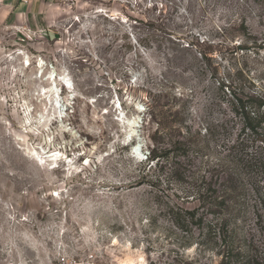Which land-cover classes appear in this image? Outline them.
<instances>
[{"label": "rangeland", "instance_id": "374dc122", "mask_svg": "<svg viewBox=\"0 0 264 264\" xmlns=\"http://www.w3.org/2000/svg\"><path fill=\"white\" fill-rule=\"evenodd\" d=\"M46 1L42 25H0V264H221L232 249L264 264V164L243 173L240 212L171 217L201 204L212 147L236 137L211 134L220 82L264 88V0ZM197 49L211 61L183 68ZM182 135L210 154L148 159Z\"/></svg>", "mask_w": 264, "mask_h": 264}, {"label": "trees", "instance_id": "16d2710c", "mask_svg": "<svg viewBox=\"0 0 264 264\" xmlns=\"http://www.w3.org/2000/svg\"><path fill=\"white\" fill-rule=\"evenodd\" d=\"M234 1L239 4L245 0H223L227 6ZM254 1L260 2L262 0ZM157 22L161 23L159 19H157ZM193 45V43H190L188 47L183 48L189 50L190 46ZM196 52L197 56L195 54L192 61H186V63L181 64L183 68L188 70L197 68L198 63H196V60H198V56H201L199 59L204 58L206 61H211V58H213L209 52L203 51L202 49H197ZM219 88H221L225 94L224 100L227 102L229 113H227L224 118L218 120V123L214 127V132L212 131L211 134L215 136L217 134L235 133L236 137L232 141H227V143L226 139H222V143L216 142L212 147L214 149L217 148L215 152L219 151L223 156L219 157L216 163L212 165L213 167H211L212 169L210 171L213 173L208 171L209 176L211 175L208 179H206V176H202V183L198 186L199 189L192 194L195 195L194 199L201 202V204L197 207L172 210V220L181 229L187 228L188 223L198 226L202 225L206 217L204 212L199 214L200 208L204 210L207 209L209 212L214 213L224 210L233 211L238 204L242 206L241 204L243 203L239 202V197L242 196L240 184L243 173L246 172L250 174L253 168L264 164V88L261 91L247 93L243 89L226 84L224 81L220 82ZM225 89H228L229 92H226ZM183 96L182 94V97ZM149 98L151 100L147 103V113L154 117L153 115H156L153 104L155 99L152 95H149ZM174 144V147H165V149L159 147L152 148L148 159L150 161L157 160L158 162L174 151H178V155L175 157H190L192 152H201L203 158L210 154L208 152L211 150L209 140L196 143L195 141L191 142V140H188L183 135L182 139L176 140ZM180 162L181 161H178L177 164L174 163L171 168L175 180H180L184 177V173L180 165H178ZM216 165L218 167H216ZM214 178L216 179L215 182H213ZM218 182L228 190H225L223 195L218 193ZM256 206L259 209H257L259 212L257 214L260 218V222L263 221L264 223V200L260 201V206ZM240 209L241 208L237 207L235 210L240 212ZM223 230L224 232L221 231V233L216 232L215 238L222 239L221 234L224 233L225 241L227 235L225 233V228H223ZM237 257H239V253L232 249L228 251V254L223 255L221 264H235V259H237ZM252 260H254V262H252ZM249 262H252V264H260L257 258L250 259Z\"/></svg>", "mask_w": 264, "mask_h": 264}, {"label": "crops", "instance_id": "0c3cea01", "mask_svg": "<svg viewBox=\"0 0 264 264\" xmlns=\"http://www.w3.org/2000/svg\"><path fill=\"white\" fill-rule=\"evenodd\" d=\"M49 3L46 0H0V25L31 29L47 20ZM45 14V15H44Z\"/></svg>", "mask_w": 264, "mask_h": 264}, {"label": "built area", "instance_id": "2783aa9c", "mask_svg": "<svg viewBox=\"0 0 264 264\" xmlns=\"http://www.w3.org/2000/svg\"><path fill=\"white\" fill-rule=\"evenodd\" d=\"M22 2L28 3L30 0H21ZM61 264V263H60Z\"/></svg>", "mask_w": 264, "mask_h": 264}]
</instances>
